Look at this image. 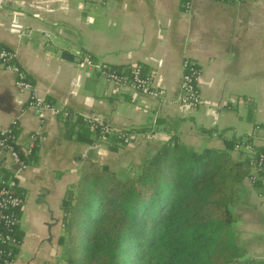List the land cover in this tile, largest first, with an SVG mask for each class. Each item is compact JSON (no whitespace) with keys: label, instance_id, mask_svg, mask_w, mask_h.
<instances>
[{"label":"crops","instance_id":"1","mask_svg":"<svg viewBox=\"0 0 264 264\" xmlns=\"http://www.w3.org/2000/svg\"><path fill=\"white\" fill-rule=\"evenodd\" d=\"M0 47L16 54L36 94L57 109L139 135L118 150L95 132L92 143L76 134L68 139L65 116L35 114L15 75L0 67V130L17 125L23 150L36 137L26 169L13 170L17 164L0 151V177L16 175L25 200L22 245L13 264H25L19 256L30 243L47 258L58 253L63 202L88 159L137 162L174 135L197 151L223 149L232 138L264 148V0H5ZM82 57L113 69L142 65L160 95L82 70ZM186 61L200 70L197 109L181 103ZM236 213L242 247L264 260V197L249 178Z\"/></svg>","mask_w":264,"mask_h":264},{"label":"trees","instance_id":"2","mask_svg":"<svg viewBox=\"0 0 264 264\" xmlns=\"http://www.w3.org/2000/svg\"><path fill=\"white\" fill-rule=\"evenodd\" d=\"M132 72L126 68L122 74ZM65 123L68 139L76 134L89 143L91 133L101 137L104 126L70 113ZM117 137L105 136L113 150L123 144ZM17 138L14 125L5 139L28 162L34 151L27 155ZM242 141L232 138L224 149L197 151L174 135L130 173L100 171L94 160H86L78 194L71 191L63 202L71 247L67 264H264L240 243L236 206L251 172L248 160L234 158L232 151ZM17 238L22 241L21 231Z\"/></svg>","mask_w":264,"mask_h":264},{"label":"built area","instance_id":"3","mask_svg":"<svg viewBox=\"0 0 264 264\" xmlns=\"http://www.w3.org/2000/svg\"><path fill=\"white\" fill-rule=\"evenodd\" d=\"M225 3H240L243 0H220ZM5 0H0V4ZM189 7L190 4L188 3ZM82 70H90L99 78L115 82L118 84L128 85L146 95L158 97L160 93L154 88L153 79L144 72L142 65L133 67L132 76L119 74L116 69L107 67L92 58H80L77 63ZM0 67L10 70L15 75V84L21 94H29V108L32 109L39 117L43 116L46 111H52L57 115L67 116V112L57 109L46 99L39 97L35 92L33 83L28 78L26 72L17 64L16 54L7 48L0 47ZM200 70L192 61H186L184 64L182 98L181 103L191 109H197L202 104V98L198 90ZM93 126L100 124L97 121L88 120ZM102 125V124H100ZM103 126V125H102ZM101 138L112 134L111 129L103 126L101 128ZM11 131L0 130V147L11 157L13 162L20 167V170L28 167V162L23 161L22 157L13 147L8 145L5 135ZM126 135V136H124ZM119 136L123 142H128V134ZM135 135V134H131ZM33 136L32 144L26 148L25 153L30 155L35 148ZM237 151H244L247 156L250 174V182L254 187L261 184L259 189L261 196L264 197V152H258L253 143L248 139L236 145ZM257 188V187H256ZM25 204L24 197L19 194V181L16 175L9 178L0 177V264H13L17 251L22 245L18 240L17 233L20 231L21 213Z\"/></svg>","mask_w":264,"mask_h":264},{"label":"rangeland","instance_id":"4","mask_svg":"<svg viewBox=\"0 0 264 264\" xmlns=\"http://www.w3.org/2000/svg\"><path fill=\"white\" fill-rule=\"evenodd\" d=\"M111 133L117 134L118 136H120V135L123 136L124 134H126L124 131H117V130H113V129H111ZM131 134H134V133H131ZM131 134L127 135V136H130L128 138H131V139H129V141L126 143L123 142L121 149L133 144V142L136 141V139H138L139 135H136V134L131 135ZM124 136H126V135H124ZM117 138L120 139L119 137H117ZM146 138H147V136H146ZM104 140L106 141L107 139H104ZM107 142L109 144V147L112 146V144L114 143L113 141L109 142V139L107 140ZM118 145L120 146L119 143H118ZM225 147H226V145H225ZM232 156L234 158L238 157L242 160H247L246 159L247 156L245 155L244 151L243 150L237 151L236 146H235L234 150L232 151ZM116 158H118V159H115V162H113L112 160L107 159V158H104V161H99V162L96 160H94V161L99 166L97 168L98 170L101 171L105 167H107L110 171H113L116 174H120L123 172L130 173V171H135V170L140 169V167L143 165V163L148 159L147 158V159L140 160L137 162L133 160V162H131L129 158L128 159L122 158V157L120 158L119 156H117ZM77 184H76V186L71 188V190L68 193H70L72 191V192H74V196H76L78 194L77 190L79 187V183H77ZM260 192H262V191H260ZM76 203L77 202H74L73 204L76 205ZM70 216H71V214L69 215V217ZM64 218H65V212H64ZM64 218H63V227H62L63 232H62V235L58 239V246L55 249L58 251V253L57 254L54 253L55 256H53L51 254V251H50L49 257L47 258V256H46L47 254L45 255L44 253L39 252L37 247L36 246L34 247V243H30V245L27 244L24 247L23 251L21 252V254L19 256V259L21 260L22 263L26 264V262H28L30 260H32L34 262L33 264H67L68 263V260L70 258V248L71 247H70V243H69L70 238L68 235V229H67V225L65 224ZM25 229L27 231L30 230L29 228H25ZM62 237H64L66 240L64 244L60 242V239ZM31 242H33V241H31ZM27 250H28V252H26ZM34 250H35V253H34ZM51 250H52V247H51Z\"/></svg>","mask_w":264,"mask_h":264},{"label":"water","instance_id":"5","mask_svg":"<svg viewBox=\"0 0 264 264\" xmlns=\"http://www.w3.org/2000/svg\"><path fill=\"white\" fill-rule=\"evenodd\" d=\"M4 149H2L1 147H0V151H3ZM20 167L18 166V165H14L13 167H12V169L13 170H17V169H19Z\"/></svg>","mask_w":264,"mask_h":264}]
</instances>
